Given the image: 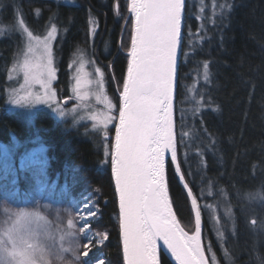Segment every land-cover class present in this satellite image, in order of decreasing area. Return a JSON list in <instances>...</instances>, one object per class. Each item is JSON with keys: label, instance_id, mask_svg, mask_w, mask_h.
I'll use <instances>...</instances> for the list:
<instances>
[{"label": "trees", "instance_id": "16d2710c", "mask_svg": "<svg viewBox=\"0 0 264 264\" xmlns=\"http://www.w3.org/2000/svg\"><path fill=\"white\" fill-rule=\"evenodd\" d=\"M73 1L70 4L61 0H0V5L7 14L18 8L35 34H42L48 24L56 27L58 72L54 87L59 98H66L61 87L66 89L69 84L68 64L72 54L79 48L90 51L103 70L106 91L115 104L113 124L106 139L98 132L87 130L88 125L72 126L70 121L57 120L42 110L35 113L34 123L30 125L18 112H7L0 102V141H8L10 133L24 140L33 134L35 127L46 145L41 173L35 163L22 169L17 163L5 168L0 156V211L3 205H9V197L15 202L28 200L40 179L47 180V191L56 180V188L61 189L60 185L65 183L64 199L71 200L73 213L77 214L89 195L96 204L97 215L81 217V221L79 216L75 217L81 245L79 251H84L87 234L93 241L87 258L89 264H94L97 258L103 259L105 264H123L117 200L110 155L106 153L111 151L119 94L127 68L131 33L128 0ZM189 2H185L175 99L178 163L197 202L200 194L210 189L223 192L230 200L238 214L236 235L234 239L227 238L224 245L233 264H255L256 244L240 225L245 211L239 214L238 209L245 195L264 190V0H233L224 25L211 32L204 45L191 55L187 54V34L193 30ZM92 26L96 27L93 40ZM14 41L15 38L10 37L0 40V64H3L0 66L4 70L11 60ZM197 62H207L209 66L210 84L206 97L210 108L182 123L181 88L188 81L186 72ZM72 103L68 101L67 105ZM103 142L107 144V151ZM166 178L177 219L188 234H193L192 206L170 160L166 162ZM84 210L87 208L81 213ZM82 219H87L90 224ZM201 219L202 243L209 264H212L213 255L218 264H225L206 219L203 216ZM83 223L89 226L87 233L81 230ZM101 233H108L106 241L99 235ZM97 240L100 242L96 243ZM160 264L173 263L160 253Z\"/></svg>", "mask_w": 264, "mask_h": 264}, {"label": "rangeland", "instance_id": "374dc122", "mask_svg": "<svg viewBox=\"0 0 264 264\" xmlns=\"http://www.w3.org/2000/svg\"><path fill=\"white\" fill-rule=\"evenodd\" d=\"M61 1L74 3L73 0ZM232 7L233 0H190L189 16L193 23V30L187 34V54H194L204 45L211 32L219 30L224 25L225 17ZM21 21L24 23V28H27V32L20 26ZM53 29L55 32L50 46L51 66L55 75L40 79L39 66L41 62H46L47 56L44 52V41ZM95 31L96 27L92 26V40ZM29 33L32 34L31 39H29ZM3 37L16 40L11 48L13 52L7 68L4 70L0 66V102L7 112H18L28 124L32 125L35 113L40 110L46 111L57 120L70 121L72 126L88 125L87 130L98 132L106 139L116 114L115 104L106 91L104 74L103 88L100 87L101 77L98 73H103V70L90 51L79 48L72 54L68 64L69 84L66 89L61 87L66 98H59L54 87L58 72L55 56L56 27L48 24L42 34H35L26 24L18 8L13 9L11 14H7L0 5V40ZM186 77L188 81L183 83L179 98L182 123L199 116L206 108H210L206 97L207 87L210 84L208 63L197 62L191 70L186 72ZM68 101L73 103L67 105ZM109 116L113 119L105 128L104 122ZM32 133L24 140H19L10 133L8 141H0V156L5 168L17 163V167L22 169L28 164L35 163L41 173L44 167L42 160L46 145L37 128L34 127ZM103 146L107 151L106 142H103ZM12 171L15 172L16 169ZM47 183L46 179L43 181L40 179L31 197L25 202H15L13 197H9V205H3L0 211V239H6L7 233L14 229L19 230L29 236L31 242L39 244L44 249L52 264H73L74 253L64 249H75V246L79 244L78 223L75 217L79 216L81 221V217L87 216V211L84 210L81 213L86 208L85 205L92 206L96 212V204L92 201V195H89L88 201L81 205L77 214L73 213L70 207L71 200L64 199L66 197L65 183L60 185L62 187L60 189L56 188L57 180L54 181L49 186L50 191H47ZM53 185H55L54 188ZM202 193L204 194H200V200L197 202L198 210L207 221L221 259L225 264H233L231 255L224 244L227 238H235L238 214L223 192L210 189ZM243 210L245 213L240 218V225L245 228L256 244L254 262L264 264V190L258 189L245 195L240 200L239 214ZM87 217L91 218V216ZM88 222H86L87 225L90 224ZM88 227L83 223L82 232L87 233ZM211 258L212 264L213 261L218 264L215 255Z\"/></svg>", "mask_w": 264, "mask_h": 264}, {"label": "snow or ice", "instance_id": "6c2138e0", "mask_svg": "<svg viewBox=\"0 0 264 264\" xmlns=\"http://www.w3.org/2000/svg\"><path fill=\"white\" fill-rule=\"evenodd\" d=\"M183 8L184 0H128L131 33L127 73L114 143L110 153H106L110 155L111 177L118 201L123 264H159L161 242L176 264H206L197 201L195 198L191 201L196 227L189 235L173 215L165 176L166 153L171 154L175 171L180 173L172 104ZM20 26L24 28L23 21ZM24 31L27 32V28ZM54 32V29L49 32L44 41L47 56L46 62L39 66L40 79L55 75L50 46ZM31 35L29 33V39ZM98 74L103 88V73ZM112 119L111 116L106 118L105 128ZM85 207L87 216L97 215L92 206ZM99 235L105 241L108 239V233ZM85 240L83 252L79 251L80 244L75 249H64L74 253L73 264H89L87 258L93 241L87 234ZM44 254L39 244L31 242L30 237L19 230L14 229L7 233L6 239H0V264H38V258ZM94 264L105 262L97 258Z\"/></svg>", "mask_w": 264, "mask_h": 264}, {"label": "water", "instance_id": "95a60500", "mask_svg": "<svg viewBox=\"0 0 264 264\" xmlns=\"http://www.w3.org/2000/svg\"><path fill=\"white\" fill-rule=\"evenodd\" d=\"M185 2H186V0H184V8L182 10L181 36H180V42H179V45H178V52H177V70H176L175 86H174V92H173V104H172L173 135H174V138H175V142H176L175 99H176V90H177V85H178L179 60H180V56H181V45H182V38H183V22H184ZM126 73H127V68H126L125 76H126ZM122 91H123V86H122L121 92L119 94V106H120V103H121L120 96H121ZM118 117H119V113H118V116H117L116 123L118 122ZM114 138H115V130H114L112 144L114 143ZM176 149H177V143H176ZM168 160L171 161V154L170 153H166V155H165V176H166V162ZM171 163H172V161H171ZM177 164L179 165L178 159H177ZM172 165H173V163H172ZM173 168H174V171H175L176 165H173ZM175 173H176L177 178H178L181 186L185 190V192H186V194H187V196H188V198L190 200V203H191V201L194 198V196H193V194L191 196H189V194H188L189 192H191V190H190L189 186L187 185V183H186V181H185V179L183 177L181 169H180V173L179 174H177L176 171H175ZM181 176L183 177V180L180 179ZM113 185H114V182H113ZM185 185H187V187H185ZM166 186H167V178H166ZM167 190H168V186H167ZM168 194H169V192H168ZM116 200H117V197H116ZM169 202H170V205L172 207L173 215L175 216V218L177 220V223L180 225V223H179V221L177 219V216L175 214V211L173 209V206L171 204L170 196H169ZM191 206H192V203H191ZM197 209H198V207H197ZM117 210H118V201H117ZM192 210H193V207H192ZM193 214H194V223H195V212H194V210H193ZM118 216H119V211H118ZM180 227H181V225H180ZM195 227H196V225H195ZM202 228H203V224H202V219H201V232H200L201 246H202V249H203V252H204V257H205V260H206V264H209V261H208V258L206 256V253H205V250H204V246H203V243H202ZM194 232H195V229H194ZM189 235H191V234H189ZM120 244H121V242H120ZM121 253H122V245H121ZM160 253L164 254L173 264H176L174 258L171 257V254L169 252H167V250L162 246V242H161V246L158 249V262H159V264H160ZM122 258H123V253H122Z\"/></svg>", "mask_w": 264, "mask_h": 264}, {"label": "clouds", "instance_id": "9594fccd", "mask_svg": "<svg viewBox=\"0 0 264 264\" xmlns=\"http://www.w3.org/2000/svg\"><path fill=\"white\" fill-rule=\"evenodd\" d=\"M38 264H52V262L49 261L45 253L43 256L38 258Z\"/></svg>", "mask_w": 264, "mask_h": 264}]
</instances>
